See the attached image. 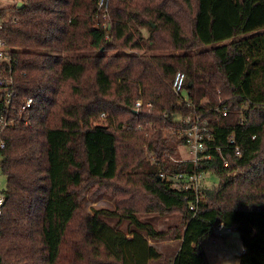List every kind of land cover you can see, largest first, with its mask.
Masks as SVG:
<instances>
[{
    "label": "trees",
    "instance_id": "trees-1",
    "mask_svg": "<svg viewBox=\"0 0 264 264\" xmlns=\"http://www.w3.org/2000/svg\"><path fill=\"white\" fill-rule=\"evenodd\" d=\"M0 19L16 92L0 132V264H149L162 257L150 240L168 239L181 241L171 264H210L221 222L241 235L240 264H264V0H25ZM188 112L220 148L203 169L179 152ZM203 170L219 183H202L196 209L159 179ZM105 191L115 208L86 212L84 196ZM144 213L182 222L160 231Z\"/></svg>",
    "mask_w": 264,
    "mask_h": 264
},
{
    "label": "built area",
    "instance_id": "built-area-1",
    "mask_svg": "<svg viewBox=\"0 0 264 264\" xmlns=\"http://www.w3.org/2000/svg\"><path fill=\"white\" fill-rule=\"evenodd\" d=\"M3 27V19H0V29ZM11 55L7 49L6 43L0 39V61L10 62ZM186 83L185 73L178 71L173 80V89L176 93H184V86ZM12 78L9 75H0V101L4 103L5 109L8 111L0 115V132L4 129L11 127L15 124L14 117L9 113V107L13 104L12 97L16 95V92L12 89ZM204 101V100H203ZM34 102L33 97H28L25 103L21 106L20 114L28 110ZM203 103V102H202ZM142 104L141 100H138L137 106ZM9 108V109H8ZM17 108L14 110V114L17 112ZM226 115L227 113L224 112ZM177 119L180 120L185 126L179 133L180 137L184 139L183 147L192 155L191 158L184 159L193 161L195 167L204 168V160L213 159L212 150H220L215 148L211 142L214 139V135L209 127V120L204 117L202 113L188 112L187 114H177ZM230 143H235L234 138L230 140ZM4 147V143L0 145ZM237 152L239 149L237 148ZM205 170L201 172H181L168 176L161 174V178H166L169 188L173 190L188 191L191 190L195 195L194 202H191L190 208L196 209L199 201L202 199L201 185L205 181L203 174ZM0 174L1 167H0ZM171 177L169 180L168 178ZM172 180V181H171ZM5 203V196L0 192V215L2 214V207ZM215 238H222L225 234L234 233L237 231L236 226H227L224 222L213 225ZM244 249V248H243Z\"/></svg>",
    "mask_w": 264,
    "mask_h": 264
},
{
    "label": "rangeland",
    "instance_id": "rangeland-1",
    "mask_svg": "<svg viewBox=\"0 0 264 264\" xmlns=\"http://www.w3.org/2000/svg\"><path fill=\"white\" fill-rule=\"evenodd\" d=\"M25 0H0V9L13 7L19 2ZM250 35V34H248ZM206 102V98L204 99ZM179 152L182 158L188 159L192 155L182 146H179ZM205 183L208 187H213L219 183V178L216 174L205 172L203 174ZM7 187V177L0 174V192ZM115 199L108 192H102L95 198L89 195L84 196L82 200V207L86 212H93L95 208H106L113 210L115 208ZM142 221L151 222L158 230L168 231L173 226H179L182 222V217L178 213L161 216L157 213L139 214ZM108 225L119 228L124 232H128L133 227L128 221L119 222L117 218H106ZM130 225V226H129ZM151 241V244L157 247L162 253V257L157 260H151L149 264H171L175 254L181 244L178 239H168L164 241ZM205 250L210 264H240L239 255L243 253V243L240 237L233 235V233L225 234L222 238H209L205 242Z\"/></svg>",
    "mask_w": 264,
    "mask_h": 264
},
{
    "label": "water",
    "instance_id": "water-1",
    "mask_svg": "<svg viewBox=\"0 0 264 264\" xmlns=\"http://www.w3.org/2000/svg\"><path fill=\"white\" fill-rule=\"evenodd\" d=\"M23 5H24V2H19V3L17 4V8H21V7H23ZM159 179H161V176L159 177ZM234 235L237 236V237H241V235H240V233H239L238 231H236V232L234 233Z\"/></svg>",
    "mask_w": 264,
    "mask_h": 264
},
{
    "label": "crops",
    "instance_id": "crops-1",
    "mask_svg": "<svg viewBox=\"0 0 264 264\" xmlns=\"http://www.w3.org/2000/svg\"><path fill=\"white\" fill-rule=\"evenodd\" d=\"M212 239H213V238H212ZM206 241H207V240H206ZM206 241H205V242H206Z\"/></svg>",
    "mask_w": 264,
    "mask_h": 264
}]
</instances>
